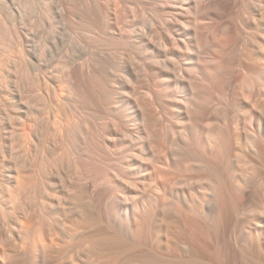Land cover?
Returning a JSON list of instances; mask_svg holds the SVG:
<instances>
[{"label": "bare ground", "instance_id": "1", "mask_svg": "<svg viewBox=\"0 0 264 264\" xmlns=\"http://www.w3.org/2000/svg\"><path fill=\"white\" fill-rule=\"evenodd\" d=\"M0 264H264V0H0Z\"/></svg>", "mask_w": 264, "mask_h": 264}]
</instances>
